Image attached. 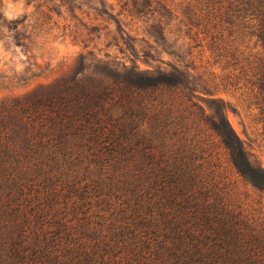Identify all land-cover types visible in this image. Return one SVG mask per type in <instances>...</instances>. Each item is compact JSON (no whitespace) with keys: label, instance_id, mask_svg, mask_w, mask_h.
Segmentation results:
<instances>
[{"label":"trees","instance_id":"obj_1","mask_svg":"<svg viewBox=\"0 0 264 264\" xmlns=\"http://www.w3.org/2000/svg\"><path fill=\"white\" fill-rule=\"evenodd\" d=\"M119 1L129 13L157 2ZM198 1L183 13L211 44L244 20L264 44V0ZM131 57L77 76L79 53L74 73L0 99V264H264V224L229 198L203 146L201 123L264 188L225 104L203 114L177 66L152 71Z\"/></svg>","mask_w":264,"mask_h":264},{"label":"rangeland","instance_id":"obj_2","mask_svg":"<svg viewBox=\"0 0 264 264\" xmlns=\"http://www.w3.org/2000/svg\"><path fill=\"white\" fill-rule=\"evenodd\" d=\"M156 1L141 12L129 13L131 4L119 0H67L80 6L71 15L61 0H0L1 20L9 24L0 25V99L28 94L74 73L79 53L83 61L77 76L95 74L102 60L128 64L133 53L139 68L177 66L193 88L187 96L203 114L211 113V104L221 100L246 157L264 169V44L248 32V20L223 30L221 40L211 44L209 34L194 25L197 18L187 19L183 13L186 5L196 10L198 0ZM91 6L107 10L119 25ZM25 36L29 38L25 46L15 43L27 40ZM179 93L177 89L175 94ZM200 126L203 146L229 198L264 224V188L238 174L217 137Z\"/></svg>","mask_w":264,"mask_h":264}]
</instances>
